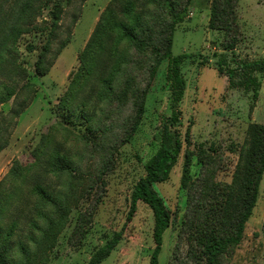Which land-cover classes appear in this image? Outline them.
Wrapping results in <instances>:
<instances>
[{"label": "rangeland", "instance_id": "obj_1", "mask_svg": "<svg viewBox=\"0 0 264 264\" xmlns=\"http://www.w3.org/2000/svg\"><path fill=\"white\" fill-rule=\"evenodd\" d=\"M58 1L63 13L52 52L60 42L66 40V44L55 57L47 55L51 65L38 76L34 66L48 31L25 36L20 49L31 91H22L0 105L1 118L23 97L30 98L0 138V144L4 142L0 150V194L4 195L0 244L6 246V256L14 264H88L93 252L121 231L118 245L101 264H149L154 248L152 211L138 201L133 215L128 217V213L132 187L158 148L162 124L170 114L167 61H159L152 77L150 68L156 58L153 46L157 42L152 41L164 18L169 21L171 1H137L140 14L135 28L142 23L148 28L141 34L147 42L142 52L116 30L110 38L103 31L94 36L111 0ZM124 1L116 3L122 7ZM212 3L193 0L173 32L171 53L190 57L181 66L186 84L179 126L184 149L168 180L154 185L171 213L158 264H195L207 235L231 232L230 222L235 220L241 196L240 186L234 183L240 153L248 142L249 126L264 124V73L257 74L260 88L254 100L252 91L228 87L227 77L214 67L218 54L225 52L222 44L228 36L209 26ZM51 8L44 9L47 21ZM234 12L237 59L264 58V0H238ZM104 41L116 46L124 57L111 84L117 94L92 96L85 106L88 89L82 85V75ZM26 42L34 44L32 52L25 49ZM205 59L208 65H201ZM123 85L125 90H147L145 111L133 133L130 123L136 114V100L120 94ZM84 106L89 123L80 112ZM93 126L96 130L89 132ZM54 147H60L61 154L71 160L73 170L59 172L46 163L39 164L42 153L46 152L47 162ZM186 148L193 152L187 187L182 183ZM201 150L206 155H201ZM33 185L42 186L49 200L34 192ZM9 194L12 199L6 196ZM231 195L232 200L238 197V203L227 207ZM217 264H264V171L242 240L229 247Z\"/></svg>", "mask_w": 264, "mask_h": 264}, {"label": "trees", "instance_id": "obj_2", "mask_svg": "<svg viewBox=\"0 0 264 264\" xmlns=\"http://www.w3.org/2000/svg\"><path fill=\"white\" fill-rule=\"evenodd\" d=\"M137 1L139 0H125L123 6L119 7L116 3L117 0H111L95 28L94 36H98V33L103 31L104 36L110 38L112 37V32L116 30L118 36L129 39L135 48L137 47L142 52L147 46V42L142 39L141 34L148 28L143 23L135 28L140 14L136 12ZM170 1L169 21L164 18L163 27L158 30L159 33L156 32L155 40L152 41L157 42L153 46L156 58L154 65L150 68V77H152L156 73L159 61L163 58L167 61L165 80L169 91L170 114L162 124L158 148L145 162L144 174L139 177L132 187L128 213V217L133 215L138 201L146 203L152 211V239L154 248L150 254L149 264H158L157 255L161 250L163 235L170 226L171 221L170 210L155 190L154 185L168 180L173 167L176 165L184 149L179 126L181 123L180 103L184 96L186 84L181 66L190 55L187 53L173 55L171 48L175 27L183 22L185 11L192 5L193 0ZM237 1L213 0L209 26L225 31L228 36V40L222 44V49L225 52L218 54L214 67L219 73L227 77L228 87H240L244 91H252V97L256 100L260 88L257 74L264 73V58L251 60L237 59L235 53L237 24L234 12ZM180 3L182 6H180ZM48 5H52V8L49 11L50 19L47 21L43 18V13ZM179 8H181V11L178 12ZM62 13L63 7L58 0H0V105L6 103L22 91H26L27 93L31 91L32 84L28 81L29 72L26 67L27 63L22 58L20 49V43L25 39V36L42 34L44 30L48 31L46 42L43 44L34 66V73L38 76L44 75L51 65V62L47 60V55L50 56L52 54L55 57L60 49L64 47L66 40L60 42L56 51L52 52V43L61 29L60 20ZM133 28L135 29L133 30ZM110 45L107 41L100 42L97 53L90 59V64L82 75V85L88 89L86 93L87 103H84L85 106L89 104L92 96L101 97L104 92H107L108 97L117 94L113 91L111 84L119 75L121 66L119 62L123 61L124 57L119 53L116 46L110 47ZM34 48L35 46L31 42L25 43V49L28 52H32ZM159 52H162V54L157 55ZM227 52L229 54H226ZM200 64L204 66L208 65V61L206 59L202 60ZM92 85H94L93 89ZM92 90H95L93 95ZM120 91V94H126V99L131 96L136 100V114H134V119L130 123V130L133 133L140 117L145 111L144 97L147 90L146 87L142 89L137 87L133 89L131 87L125 90L123 85ZM29 99V97H23V99L15 103L6 116L0 118V138L5 133L8 123L19 116ZM85 106L84 108H80V112L89 123L90 116L85 114ZM67 109L72 111L70 106ZM96 127L93 126L89 132H94ZM86 129L88 130L89 126H86ZM247 134L249 139L241 150L234 177V183L240 186V201L238 203V197L236 196V200H232L231 195L227 204L228 207L238 203L235 220L232 219L230 222L231 232H228L226 235L215 232L207 235L200 247L201 256L195 259L197 260L195 264H217L219 257L229 247L239 244L242 240L245 223L255 206L259 183L264 171V124L252 123L248 128ZM103 138L104 136L101 139ZM3 145L4 142L0 144V150ZM202 154L206 155L205 150H201ZM42 155V158L39 160L41 166L43 163H46L59 172H67L74 168L71 160H68L61 154L60 147H54L51 150L50 155H47L49 156L47 162H44L46 161V152L42 153ZM183 156L182 183L187 187L191 180L188 171L193 152L186 148ZM37 165V163H34L33 167H37ZM32 190L49 200V195L42 186L33 185ZM6 196H10L12 199V194ZM3 197L4 195L0 194V204ZM5 201L9 204L11 203L10 200L6 199ZM2 207H0V210H2ZM9 229L13 230L14 228L10 226ZM121 235V231L114 232L105 244L93 252L88 260V264H101L118 245ZM20 246L22 247V244ZM201 260L202 263L200 262ZM0 264H14L6 256V246L1 244Z\"/></svg>", "mask_w": 264, "mask_h": 264}]
</instances>
